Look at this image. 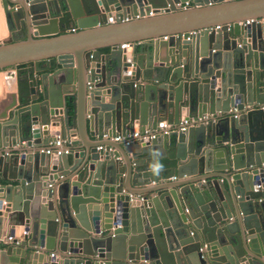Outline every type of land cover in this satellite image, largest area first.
Masks as SVG:
<instances>
[{
    "label": "water",
    "instance_id": "1",
    "mask_svg": "<svg viewBox=\"0 0 264 264\" xmlns=\"http://www.w3.org/2000/svg\"><path fill=\"white\" fill-rule=\"evenodd\" d=\"M0 2V264H264V0Z\"/></svg>",
    "mask_w": 264,
    "mask_h": 264
},
{
    "label": "built area",
    "instance_id": "2",
    "mask_svg": "<svg viewBox=\"0 0 264 264\" xmlns=\"http://www.w3.org/2000/svg\"><path fill=\"white\" fill-rule=\"evenodd\" d=\"M180 9H187L191 6L190 3L185 2L184 4H178L176 5ZM161 10H158L156 13H149V16H154L156 14H159ZM136 18H139V16H136ZM126 21V20H125ZM252 22V20H245L244 22L240 23L243 27L249 25ZM219 26L214 27V30H217ZM73 32V30H72ZM166 39V37H164ZM130 47L129 44H122L120 45L119 49L125 50ZM218 118V114L213 115V114H205L200 117H195V118H184L182 121H180L178 126H170L164 124L161 128L157 130H144L143 132L141 131H134L131 134H127L125 136L122 135H116L114 138H109L107 134H103L101 138L103 140L110 139L113 142H119V143H124V144H129L134 141H139V142H145L149 141L152 139H156L158 136L166 135L169 133V131L173 128H176L179 131H185L187 128H192V127H197L200 125L207 124L210 120L215 121ZM56 152V155H61V154H68L69 150L68 148L64 147V142L60 139V136L57 135L55 137V141L50 143L49 146L45 149L39 150L40 153H44L47 155H50L53 152ZM261 168H264V163L260 165ZM28 235V232L23 230L22 232L14 233L12 235H4L0 236V247H8V246H19L21 241L23 240V237H26ZM53 255L50 254V257Z\"/></svg>",
    "mask_w": 264,
    "mask_h": 264
},
{
    "label": "crops",
    "instance_id": "3",
    "mask_svg": "<svg viewBox=\"0 0 264 264\" xmlns=\"http://www.w3.org/2000/svg\"><path fill=\"white\" fill-rule=\"evenodd\" d=\"M8 39H10V34L6 28V24H5V20H4V15L2 13V8H1V2H0V44L3 42H6ZM122 45V44H121ZM120 45L117 47L119 49ZM124 51H128L127 49H125ZM106 50L103 51V53H105ZM128 56H130L131 52L128 51ZM9 72H14L15 74H17L16 69L15 68H11V69H6V70H0V114L3 112L4 107L11 102V95H14L15 93V89L16 88V82L15 80L13 81V84L11 83L10 78L8 79L7 74ZM10 85H13V89H10ZM73 115V112H72ZM86 135L83 133L81 135V140L85 145H95L97 144L99 141H104L102 140L100 135H95L92 132H90L88 130V125H87V129H86ZM70 132L72 133V141H75V139H77V134L76 131L74 129H71ZM57 136V135H56ZM55 136V137H56ZM102 143V142H101ZM26 230V229H25ZM28 231V230H27ZM15 233H18V230H16ZM29 233V232H28ZM7 235L6 234V230L5 228H3L0 236H4ZM1 249L3 247H0Z\"/></svg>",
    "mask_w": 264,
    "mask_h": 264
}]
</instances>
